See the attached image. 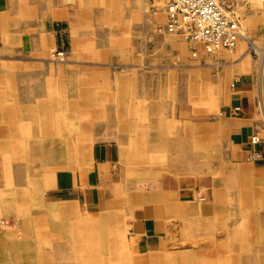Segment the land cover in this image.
I'll list each match as a JSON object with an SVG mask.
<instances>
[{
    "label": "crops",
    "instance_id": "0c3cea01",
    "mask_svg": "<svg viewBox=\"0 0 264 264\" xmlns=\"http://www.w3.org/2000/svg\"><path fill=\"white\" fill-rule=\"evenodd\" d=\"M12 1L0 0V58L14 59L9 75L16 76L11 83L19 87L10 90V98L27 112L33 109L31 116L46 117L42 101L56 100L49 91L45 94L47 80L55 85L59 70L73 73L86 66L76 60L66 64L35 60L38 53L48 57L39 48L38 23L45 22L48 44L69 51V58L82 33L74 28L73 13L56 10L39 22L34 16L19 17ZM249 32V41L242 37L234 50L217 53L211 60L199 50L197 58L172 62L171 72L182 71L185 77L177 80L175 100L171 88L170 113H161V88L156 85L162 83L155 79L151 114L139 115L148 116L147 122L138 120L119 129V116L108 107L105 115L113 121L97 122L87 139L52 144L59 150L57 160L47 158L38 170L28 160L32 156L12 164L10 176L14 174L12 182L19 185L21 195L32 197L33 183L38 199L31 205L21 200L26 218L21 211L11 218L24 222V241H59L55 252L26 254L25 260L104 257L118 264H264V25ZM258 39L262 49L255 43ZM244 41L250 43L249 49ZM182 49L174 47L179 53H184ZM185 51L190 52L188 47ZM173 81L170 78L171 86ZM82 91L74 88L72 98L62 102L75 100ZM94 99L89 98L90 116L97 118ZM35 102L41 103L42 113ZM13 133V128L0 127V135ZM103 133L123 136H99ZM133 133L139 135L137 141L130 136ZM254 136L259 143H253ZM13 138L0 137V149H15ZM45 147L49 149L41 141L30 148ZM67 149L74 155L66 156ZM1 181L2 172L0 192ZM61 241H103L106 254L88 253L81 259L80 254L63 253Z\"/></svg>",
    "mask_w": 264,
    "mask_h": 264
},
{
    "label": "rangeland",
    "instance_id": "374dc122",
    "mask_svg": "<svg viewBox=\"0 0 264 264\" xmlns=\"http://www.w3.org/2000/svg\"><path fill=\"white\" fill-rule=\"evenodd\" d=\"M218 1L237 16L241 23L243 38L246 41H249L250 30L264 25V0ZM14 3L17 5L19 17L26 19L34 16V19L39 22L46 20L47 17H53L49 13H56V10L73 13L76 19L74 28L77 32L82 33L81 40H79L76 50L73 51L74 56L69 58V51L56 50L55 46L48 44L45 38V22H41L38 23L40 30H36L39 40L41 37L39 48L46 50L48 57L45 55L47 58H44V54L38 53L34 55V58L35 60L51 61L53 64H66L69 60H76L85 64L86 68L73 70V73L59 70L57 80L54 81L55 85H51V81L47 80L45 94L48 95L49 91L51 97L56 98L54 100L56 102L53 100L42 101L43 113L45 114L46 111L49 116L38 118L31 116L34 114L33 109L27 112L19 102L15 99L11 100L10 90L19 88L17 84L14 83L12 86L11 83V78H16V76L9 75V65L14 62V59H10L8 56L0 58V127L4 130L13 128L14 131L13 135L1 134L0 137L2 141H5L6 137L13 136V140L16 141L15 149H0V170H2L0 264H118L116 261H106L104 257L103 260L91 261L33 262L25 260L26 254L40 255L41 253L55 252V246L59 241H24L26 232L24 222L21 219L11 218L16 217V213L20 211L22 218H26V209L23 202H20L21 200H26L31 205L32 200L37 204L38 199L33 183L30 185L32 197H27V199L25 195H21V190L17 185H14L12 176H10L12 164L22 162L21 160L25 161L24 159L32 156L28 160L33 168L38 170L42 167L41 164H45L47 158L50 161L58 159L59 150L56 147V149L52 148V144L57 145L59 140L63 142L74 140L75 137L87 139L91 130L96 128L97 122H102L104 125V123L113 121V117L105 115V110L108 107H110V113L114 112L119 116V119H116L120 126L119 129H121V125L128 126L138 120L147 122L148 116L145 119H139V115L151 114L148 109L154 100L155 79H161L162 83L160 87L156 85L157 89L161 88L163 107L161 113H170L171 88L175 100L179 96L177 82L179 78L185 77L184 74H181L182 71L174 72L172 70L171 72V64L175 60L177 62L187 60L186 56L197 58L199 54L194 56L192 53V49L196 45L184 37L171 38L158 33V25L165 22L162 0H13L12 4ZM246 41L244 44L249 49L251 45ZM255 43L258 47H263L261 39L256 40ZM175 46L183 47L184 53L174 51ZM187 47L190 52L186 54ZM60 52L64 57L58 56ZM216 54L207 55L205 53L206 58L208 57L210 60ZM61 57L62 59H60ZM259 57L261 58L260 55ZM13 72L16 71L13 70ZM70 74H73L72 81L68 79L71 77ZM170 78L174 79L172 86ZM79 86L83 91L77 95L75 100L62 102L64 98L71 99L74 95V88ZM91 96L97 100V103H94V105L97 104V118L90 116L89 98ZM47 98L49 97L47 96ZM57 103L59 104L58 108ZM33 106L39 107H36L37 109L42 107L40 102H35ZM47 108L54 111L47 110ZM17 114L20 116H15ZM24 114L28 116H24ZM122 115H133V117L121 118ZM97 127L99 130L100 125ZM37 130L46 131V133H36ZM99 136L120 139L123 134L103 133ZM130 136L135 141L139 137L134 133ZM53 139L56 142H53ZM41 141L44 142L43 145L47 143L45 146L48 145L49 149L43 148L39 151L36 148H30ZM73 152V149L66 150V156L74 155ZM152 155H155L154 151ZM35 156L39 159L34 160ZM61 244L63 253L80 254L78 257L81 259H86L88 253L96 255V257H100L98 255L100 253L106 254L103 241H61ZM118 252L122 255V251Z\"/></svg>",
    "mask_w": 264,
    "mask_h": 264
},
{
    "label": "built area",
    "instance_id": "2783aa9c",
    "mask_svg": "<svg viewBox=\"0 0 264 264\" xmlns=\"http://www.w3.org/2000/svg\"><path fill=\"white\" fill-rule=\"evenodd\" d=\"M162 1L165 22L158 25V33L184 37L195 44L192 49L194 56L199 50L207 55L234 50L243 36L237 16L218 0ZM58 56H63V53ZM236 84L237 79L233 81V86ZM252 141L257 144L260 138L254 136Z\"/></svg>",
    "mask_w": 264,
    "mask_h": 264
},
{
    "label": "bare ground",
    "instance_id": "6f19581e",
    "mask_svg": "<svg viewBox=\"0 0 264 264\" xmlns=\"http://www.w3.org/2000/svg\"><path fill=\"white\" fill-rule=\"evenodd\" d=\"M242 37H244V35H243ZM201 52H203V51H201ZM201 52L198 51V54L201 53ZM262 52L264 53L263 50H262ZM203 53L205 54V52H203ZM263 60H264V59H263ZM263 63H264V62H263ZM263 108H264V107H263ZM72 124H73V123H72ZM66 130H67V129H66ZM68 131H69V130H68ZM59 137H60V136H59ZM47 139H49V138H47ZM56 139H57V138H56ZM40 140H42V139H40ZM44 140H45V139H44ZM53 140H54V141H53ZM53 140H52L53 142H56L55 139H53ZM70 141H71V140H70ZM43 143H44V142H43ZM71 143H72V142H71ZM46 144H47V143H46ZM46 144H45V145H46ZM45 145H44V146H45ZM69 145H70V144H69ZM69 145H68V146H69ZM47 146H48V145H47ZM5 147H6V145H5ZM19 148H20V147H19ZM25 148H26V147H25ZM28 148H29V147H28ZM45 148H46V147H45ZM69 148H70V147H69ZM2 149H3V148H2ZM6 149H7V147H6ZM20 149H21V148H20ZM26 149H27V148H26ZM65 149H66V148H65ZM9 150H10V149H9ZM21 150H23V149H21ZM0 151H1V150H0ZM39 151H40V150H39ZM46 151H48V150H46ZM67 151H68V149H67ZM5 152H6V151H5ZM65 152H66V151H65ZM15 153H16V152H15ZM40 153H41V152H40ZM12 154H13V153H12ZM42 154H43V153H42ZM3 155H5V154H3ZM13 155H14V154H13ZM16 155H17V154H16ZM8 157H9V156H8ZM11 157H12V156H11ZM65 158H66V157H65ZM23 159H24V158H23ZM56 160H57V159H56ZM43 161H44V160H43ZM0 171H1V170H0ZM25 171H26V169H25ZM1 172H2V171H1ZM1 172H0V173H1ZM22 173H23V172H22ZM13 175H14V174H12V176H13ZM19 175H20V174H19ZM5 177H6V176H5ZM20 177H21V176H20ZM17 180H18V179H17ZM23 181H24V180H23ZM42 181H43V180H42ZM49 183H51V182H49ZM42 184H43V183H42ZM51 185H52V184H49L47 187H51ZM17 186H19V185H17ZM13 188H14V187H13ZM8 189H9V188H8ZM28 194H29V193H28ZM69 207H70V206H69ZM54 209H55V208H54ZM67 209H68V208H67ZM74 211H75V210H74ZM79 219H80V218H79ZM78 247H79V246H78ZM4 248H5V247H4ZM82 248H83V247H82ZM73 249H74V248H73ZM77 251H78V250H77ZM173 258H174V257H173Z\"/></svg>",
    "mask_w": 264,
    "mask_h": 264
}]
</instances>
